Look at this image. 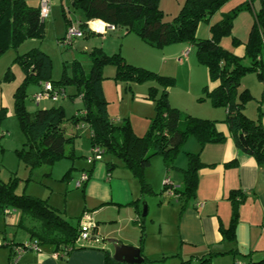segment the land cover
<instances>
[{
	"label": "trees",
	"instance_id": "1",
	"mask_svg": "<svg viewBox=\"0 0 264 264\" xmlns=\"http://www.w3.org/2000/svg\"><path fill=\"white\" fill-rule=\"evenodd\" d=\"M160 1L72 0V4L85 11L87 21L101 19L110 25L122 26L127 32L138 33L150 45L165 47L182 42L194 47L199 62L208 67L211 80H219L216 87L210 90L206 86L205 90L212 105L227 109L224 122L229 127L237 147L253 156L258 163L264 164V125L261 112L257 119L246 115V102L252 96L248 89H240L243 77L253 71L257 72L259 79L264 83V62L257 59L262 50L259 29L264 26V0H260V9L256 13L245 47V53L251 60L248 66L243 65L237 56L226 51L220 40L231 31L238 10L251 8L250 4H242L224 14L210 25L209 38H199L196 34L199 22L209 20L224 0H185L172 20L165 19ZM44 21L40 5H31L28 0H0V55L7 47L16 46L26 38L42 37ZM87 21L81 22L80 27L85 33H94L88 30ZM23 58L32 68L28 79L36 78L39 84L49 80L51 59L45 52L33 49L25 53ZM88 58L89 69L79 60H74L68 65L72 74L66 75L64 82L75 84L85 103V107L71 117L67 116L63 106L29 111L21 89L16 92L15 114L25 136L24 146L18 150V154L29 166L53 164L66 155V145L69 142L77 136H85L91 141L92 148L99 147L102 152L109 151L119 155L127 167L140 178L142 191L151 192V186L145 179V170L151 164L154 154H163L165 162L172 166L188 137H197L202 145L224 141L226 138L218 130L216 120L186 114L180 108L172 106L166 90L156 100L157 115L145 135L137 134L127 118L124 122L114 121L108 115V101L102 86L103 67L106 64L117 63L119 75L127 80L141 81L161 78V75L128 64L119 52L109 54L101 46L94 47ZM69 125L74 127L72 132H68ZM200 165L199 155L189 154V166L185 170V194L193 193ZM166 189L167 186L164 185V191ZM172 189L173 192L179 191L174 183ZM239 193V190H235L230 196L234 204L238 203ZM10 207L21 210L18 225L27 230L29 241H36L40 246L51 243L57 251H66L67 254L86 245L77 244L82 217L79 218L78 224L73 225L45 200L16 193L14 179L9 182L0 180V212L11 214ZM140 219L143 225L144 219ZM235 223L236 218H233L230 227L222 228L225 237H234ZM24 243L25 241L11 242V250L13 251V245ZM210 260L211 256L203 257L199 264H209ZM108 264L117 263L110 258ZM253 264H264V258Z\"/></svg>",
	"mask_w": 264,
	"mask_h": 264
},
{
	"label": "rangeland",
	"instance_id": "2",
	"mask_svg": "<svg viewBox=\"0 0 264 264\" xmlns=\"http://www.w3.org/2000/svg\"><path fill=\"white\" fill-rule=\"evenodd\" d=\"M28 2L35 6L40 4V0ZM184 2L185 0L181 5ZM246 3L250 4L251 8L238 10L231 31L221 37L220 44L226 51L237 56L243 65L248 66L251 60L245 53V47L256 19V11L260 9L259 0H253V4L249 0H224L209 20L199 22L196 34L199 38H209L212 23ZM50 6L51 13L44 21L42 37L26 38L16 46L7 47L0 55V180L9 182L14 179L16 193L45 200L73 225L78 224L79 218L85 216L90 217L92 222L95 223L97 220L100 225L104 224L106 227L113 225L111 219L118 216V202L122 203L121 216L124 218L132 206L128 201L134 191L135 194L142 196L141 218L150 221L152 212L143 216L149 205L151 211H154L158 203L177 202L180 191H174L173 195L166 194L163 189L164 182H160V179L163 174L169 177V174L172 176V173L178 171L175 166L178 162L182 163L183 157L180 156L184 154L183 151L174 159L172 166L165 162L161 153L151 157V164L145 170L146 182H149L153 189L151 192L142 191L140 178L127 167L119 155L103 151L101 158L95 162L91 161L89 159L93 149L91 141L82 136H77L69 142L66 145V155L53 164L43 163L31 167L18 154V150L24 146L25 136L15 114L16 92L21 89L29 111L63 106L67 116H73L85 107V103L76 85L64 82L65 76L72 74L68 65L74 60H79L86 69H89V52L94 47L101 46L109 54L119 52L128 64L161 75V78L141 81L127 80L119 75L117 63H109L103 67L102 86L108 101V115L120 118L122 122L127 118L134 131L139 135H145L157 115L156 100L161 97L164 90L170 103L172 99L181 103L182 106L177 107L186 114L197 116L196 113L202 108V104L203 106L212 104L205 90L206 86H210L208 67L199 63L201 69L196 77L198 83L192 85L191 79L196 74L184 71L178 57L169 56L166 47L150 45L138 33L127 32L122 26H108L102 34L90 33L76 37L72 42L65 39L62 41L69 26L73 24L79 26V22L87 21L86 13L83 9L74 7L72 0H51ZM181 7L176 12H165V19L172 20ZM94 25L97 28L102 27L99 21ZM33 49H40L51 59L49 80L56 82V86L65 88L66 92L65 95L60 94L58 100L45 98L37 103L34 98L41 92L42 86L38 79H28L32 68L23 58L25 53ZM190 49L191 57L197 60L196 49L194 47ZM245 88L249 89L252 96L246 102L245 109L248 108L251 112L257 110L260 100L264 98V83L256 71L249 72L243 77L240 89ZM150 151L152 152V149ZM85 172L90 173V179L79 187L77 182ZM112 198L114 200L111 202ZM10 209L11 214L0 212V241L4 242V235L8 239L25 241L30 236L25 228L18 225L21 210L16 207ZM100 209L103 211L97 216ZM153 228L155 231V226Z\"/></svg>",
	"mask_w": 264,
	"mask_h": 264
},
{
	"label": "crops",
	"instance_id": "3",
	"mask_svg": "<svg viewBox=\"0 0 264 264\" xmlns=\"http://www.w3.org/2000/svg\"><path fill=\"white\" fill-rule=\"evenodd\" d=\"M182 2L183 0L177 2L161 0L160 6L164 12H176L182 6ZM250 2L253 4V0ZM97 21L102 23L101 28L94 25ZM87 24L88 30L100 34L108 27V23L101 19L89 20ZM89 34L85 33V35ZM165 47L169 56L178 57L184 71L196 74L191 79L192 85L198 83L196 77L201 66L198 59L197 61L191 57L189 48L192 46L178 42ZM187 49L189 51L185 54ZM209 79L210 86L207 87L211 90L219 84V80L213 81L210 76ZM171 103L174 107L182 106L173 99ZM209 105L202 104V108L196 113L197 116L216 120L218 130L226 138L224 141L202 145L197 137H188L180 149L184 154L180 156L183 157L182 163L178 162L175 166L178 171L172 173V176L169 174V177L163 174L160 179V182H164L166 178H170L178 188L180 194L177 202L158 203L154 211H151L149 205L147 213L152 212L151 219L143 220L141 225L142 196L132 191V197L128 201L132 206L126 217L121 216L123 206L118 202V216L116 219H111L113 225L106 227L96 220V231L103 238L102 241H86L84 247L73 249L64 257H57L55 246L47 243L41 244L39 251L26 250L16 260L10 243L20 241L8 239L4 235L2 236L4 242L0 244V264H108L110 258L117 264H127L117 262L113 258L114 247L108 242L110 238H105L106 236L117 239L122 244L140 247L145 261L139 264H199L201 258L207 256H211L209 264H253L262 260L264 258V164L258 163L253 156L237 147L229 127L224 122L227 109ZM249 111L250 109H245L246 115L252 119H257L261 112V121L264 125V98L260 100L257 110ZM112 118L114 121H121L120 118ZM73 130L74 127L69 125L68 132ZM180 151L176 157L180 155ZM189 154H198L201 162L197 170V185L190 195L183 192ZM235 190L241 192L237 194V204H234L230 198ZM164 192L173 195L166 190ZM113 200L112 198L111 202ZM102 211L100 209L97 216ZM233 218H236L234 237H225L222 228L230 227ZM29 239L30 237L25 239V242Z\"/></svg>",
	"mask_w": 264,
	"mask_h": 264
},
{
	"label": "built area",
	"instance_id": "4",
	"mask_svg": "<svg viewBox=\"0 0 264 264\" xmlns=\"http://www.w3.org/2000/svg\"><path fill=\"white\" fill-rule=\"evenodd\" d=\"M50 1L51 0H40V12H41V17L43 19H46L50 16L51 13ZM107 25L109 27H114V25H110V24ZM259 30L261 35L262 50L258 55L257 59L261 62H264V26H261ZM84 35H85V31L80 26L73 24V26L68 27L66 37L64 39L67 42H72L74 38L82 37ZM189 49H187L185 54L188 53ZM40 85L42 86L41 92L37 93L34 96L37 103H40V101L45 98H52V100H58L60 94L65 95V90L62 87L55 86V84L50 80L42 81ZM101 156H102L101 149L99 147H94L92 149L91 155L89 156V159L91 161H94L101 158ZM89 178H90V173L88 172L83 173L80 180L77 182V185L79 187L82 186L89 180ZM164 185L167 186L166 191L172 194L173 193L172 180L170 178H166L164 181ZM6 212H9V210H6ZM95 229H96V223L92 222L90 217L85 216L84 218H81L80 234L77 239V244L86 243V241H90V240H96L99 242L102 241L103 238L97 234V231ZM2 243L3 242L0 241V244ZM40 248L41 246L36 241H26L24 244L21 245H13V252L15 259L17 260L18 257L26 250L39 251ZM66 254H67L66 251H59V250L56 251L55 253L57 257H64Z\"/></svg>",
	"mask_w": 264,
	"mask_h": 264
},
{
	"label": "water",
	"instance_id": "5",
	"mask_svg": "<svg viewBox=\"0 0 264 264\" xmlns=\"http://www.w3.org/2000/svg\"><path fill=\"white\" fill-rule=\"evenodd\" d=\"M147 214V209L144 210L143 215ZM114 247L113 258L117 262L127 264H139L145 261V257L141 253V248L133 245L122 244L117 239L110 238L108 240Z\"/></svg>",
	"mask_w": 264,
	"mask_h": 264
}]
</instances>
